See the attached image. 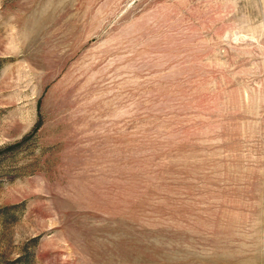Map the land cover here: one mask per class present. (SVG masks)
I'll return each mask as SVG.
<instances>
[{"label": "rangeland", "instance_id": "374dc122", "mask_svg": "<svg viewBox=\"0 0 264 264\" xmlns=\"http://www.w3.org/2000/svg\"><path fill=\"white\" fill-rule=\"evenodd\" d=\"M0 264H264V0H0Z\"/></svg>", "mask_w": 264, "mask_h": 264}]
</instances>
